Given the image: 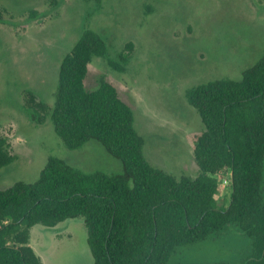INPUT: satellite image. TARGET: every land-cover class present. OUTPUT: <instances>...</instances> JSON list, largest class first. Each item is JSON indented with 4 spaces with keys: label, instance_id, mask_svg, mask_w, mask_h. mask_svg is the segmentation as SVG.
Returning a JSON list of instances; mask_svg holds the SVG:
<instances>
[{
    "label": "rangeland",
    "instance_id": "1",
    "mask_svg": "<svg viewBox=\"0 0 264 264\" xmlns=\"http://www.w3.org/2000/svg\"><path fill=\"white\" fill-rule=\"evenodd\" d=\"M98 31L109 56L125 54L124 71L95 56L85 86L113 83L134 111L144 154L177 178L197 177V137L205 124L187 92L216 79L240 80L264 53V0H0V140L15 161L0 169V189L39 178L51 156L86 172L119 173L122 162L99 140L70 149L48 115L32 118L33 104L56 102L62 59L86 28ZM119 61V60H118ZM42 116V115H41ZM230 172L219 176V202L231 197ZM31 245L43 264H93L84 218L36 225ZM252 241L236 225L185 245L172 264L239 263Z\"/></svg>",
    "mask_w": 264,
    "mask_h": 264
},
{
    "label": "trees",
    "instance_id": "2",
    "mask_svg": "<svg viewBox=\"0 0 264 264\" xmlns=\"http://www.w3.org/2000/svg\"><path fill=\"white\" fill-rule=\"evenodd\" d=\"M95 56L119 71L129 63L125 54L110 57L105 38L86 28L62 59L55 105L34 97L32 118L42 123L48 115L70 149L101 141L123 170L86 172L51 156L35 181L0 189V264H43L31 229L79 217L93 264H172L179 248L230 224L252 241L250 256L236 264H264V53L240 80L216 79L187 92L205 130L195 147L200 174L181 178L148 161L134 111L113 83L103 78L95 90L86 88ZM14 161L1 139L0 169ZM229 172L231 197L223 205L217 194L226 179L219 176Z\"/></svg>",
    "mask_w": 264,
    "mask_h": 264
},
{
    "label": "built area",
    "instance_id": "3",
    "mask_svg": "<svg viewBox=\"0 0 264 264\" xmlns=\"http://www.w3.org/2000/svg\"><path fill=\"white\" fill-rule=\"evenodd\" d=\"M224 182H225V183H228V180L226 179Z\"/></svg>",
    "mask_w": 264,
    "mask_h": 264
}]
</instances>
